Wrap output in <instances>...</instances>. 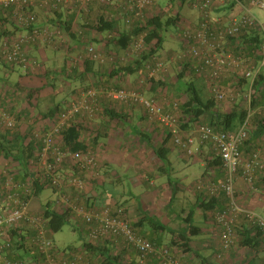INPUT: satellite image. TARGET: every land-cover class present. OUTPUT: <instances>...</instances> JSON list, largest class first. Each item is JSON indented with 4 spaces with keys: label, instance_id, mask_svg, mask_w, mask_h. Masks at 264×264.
I'll use <instances>...</instances> for the list:
<instances>
[{
    "label": "built area",
    "instance_id": "obj_1",
    "mask_svg": "<svg viewBox=\"0 0 264 264\" xmlns=\"http://www.w3.org/2000/svg\"><path fill=\"white\" fill-rule=\"evenodd\" d=\"M192 6L199 12V21L187 24L180 18L177 23L182 50L167 58L160 53L148 58L151 52L146 44L149 29L140 32L121 57L106 54L104 48L119 37L123 28L134 30L164 12L158 0H0V14L24 29L14 35L0 31V61L12 67H23L31 73L43 72L46 67L30 54L32 49L42 45L65 49L68 54L78 49L79 54L73 51L74 55H69L75 69H85L88 62L103 65L148 58L137 71L133 87L84 89L72 97L52 121L35 123L33 116L30 120L24 119L15 104L19 96L18 91L14 92L16 88L0 86V131L22 133L28 143L35 144L29 174L22 172V176L26 175L25 181L19 178L20 170L15 164L0 156V264H100L80 248L58 249L47 226L49 220L44 206L41 211L34 209V202L39 199L35 195L38 183L55 193L56 197L47 201L52 211L73 215L75 228L86 232L85 242L95 246L110 242L116 253L121 250L135 253L137 264H184L171 247L154 244L137 234L126 208L118 201H96L92 196L95 186L103 180L94 148L98 134L94 124L103 112L105 101L119 103L128 111L142 108L148 121L167 128L174 143L187 155L196 154L192 149L195 137L183 136L184 117L165 110L160 102L144 92L152 80L159 82L167 75L170 63L178 64L180 72L188 65L190 71L206 81L216 102L243 101L248 107L245 121L235 131L219 130L210 124H199L196 130L198 141L210 146L225 170L219 184L200 180L193 185L197 191L208 190L212 198L222 193L229 200L227 209L211 214L220 230L221 244L216 258L225 261L238 248L240 216H245L248 226L261 231L264 239V217L241 204L235 193L238 175L250 190H256L255 179L264 171L258 151L246 160L241 151L250 136L252 117L264 110L256 111L251 106L254 97H260L256 81L264 73V22L253 9L264 12V0H198L192 2ZM221 7L227 8L231 17L219 15L216 11ZM32 8L92 14L116 26L102 35L92 31L82 45L72 46L70 37L61 29L35 26V14L28 12ZM78 28L75 27V31L83 35V26ZM252 32L260 35L258 50L255 46L250 48V43L242 39L243 34ZM90 35L100 44L91 43ZM242 80L246 81L245 88L240 87ZM228 82L233 83L232 88L226 86ZM72 124L86 128L79 140L84 145L82 150H72L63 142V134ZM23 252L30 254L22 255ZM127 261L131 262L132 258L127 256Z\"/></svg>",
    "mask_w": 264,
    "mask_h": 264
},
{
    "label": "crops",
    "instance_id": "obj_2",
    "mask_svg": "<svg viewBox=\"0 0 264 264\" xmlns=\"http://www.w3.org/2000/svg\"><path fill=\"white\" fill-rule=\"evenodd\" d=\"M36 11L42 12L44 10L38 8ZM216 12L223 17H231L230 15L232 14L228 13V9L223 7L219 8ZM46 14L48 15V13ZM48 20L49 18L46 21ZM38 25L44 26L40 24V21ZM83 25L84 24H82V26ZM80 26L81 24L79 23L74 27L78 28ZM78 34L80 35L79 32ZM76 41L77 42H75V40L71 41L72 46H78L82 41L84 42L85 39L80 35V38L76 39ZM111 47L106 46L104 48L106 54L113 53L117 54L119 57L124 54V51L119 50L117 46H114V51ZM48 48L56 52L59 51L49 45H42L32 49L30 54L37 57V54L43 53L41 50L46 54V49ZM137 60L139 59H132L131 61L126 60L123 62L119 60L118 64L107 62L101 65L95 63L92 72L86 69H83V71L76 69L75 72L71 71L70 73L72 76L74 73L84 76H80V83L83 87L130 88L134 86V82L138 76L137 71L144 63L138 65L139 67L133 75H129V72H124L122 66L128 67L129 64L135 66ZM119 68H121V70H119ZM21 69L25 71L24 76L26 77L34 74L29 71L28 73L24 68ZM58 69L60 68H50V70L55 72H59ZM181 72L178 64H168L167 75L163 76L161 81L151 83L149 86L145 87V95L155 98L161 103L165 110L180 114L179 109L183 96L181 95V91L183 90H179L178 85H176L175 94L171 86L178 84V76ZM190 76L194 78L189 74L184 80L188 79L189 82H194L193 86H195V82L199 78L193 80ZM189 78L192 80L190 81ZM232 85L233 83L231 82L226 83L228 88H232ZM34 87L37 88V86ZM40 98H42V93L40 94ZM259 102L264 103V96L259 99ZM38 103L39 100L37 104ZM26 105L27 104L21 107L23 111L22 116H24V119L27 118L30 120L32 115L26 111L28 108ZM102 108L103 112L94 124V130L98 133L97 138L94 140V148L98 153L103 179L95 186L92 193L96 201L115 200L120 203L118 197L122 195V192L118 190V185L123 186L127 181L132 187V189L129 188V196L136 199L137 196L133 194V188L137 189V187L142 185V183L144 184V182L154 187V182L150 181V177L157 176L159 172L162 175H166L168 170L163 168V162H166L169 170L172 171H175L177 168L182 170L184 168L185 178L182 181L190 183L188 187L179 186L177 182L174 183L171 179H169L167 183L162 182L160 187L155 188L154 191H148L149 186H147L143 194V203L145 206L148 204H160L162 209L165 210L178 198V193L182 192L183 196L186 197L187 194H189L194 199L192 210H182L180 215L167 211L162 215L163 221L165 222H152L149 226V216L146 212H142V208L134 209L131 206H124L131 222L140 228L139 231H141L142 235L146 234V238H148L149 235L154 237L153 243L166 247H173L177 258L184 264H264L263 250L255 251V249L250 248L238 247L230 253L229 259L225 261L216 258V253L219 252L221 244L220 230L211 214L216 211L227 209L229 200L222 193L212 198L208 190L197 191L193 188V185L200 180H204L208 184H219L223 181L225 176L224 167L217 163L216 160L218 158L215 156L210 146L208 144H201L198 141L196 130L199 124H190L188 128L185 127L183 130L184 138L195 137L196 154L189 156L181 147L174 143L172 138H170V132L167 128L161 126L159 123H150L148 121V116L147 114L145 115L142 108L136 107L128 111L125 106L119 103L109 104L106 101L102 103ZM233 109V104L222 103L220 112L227 113L233 111ZM258 109H264V106H257L254 110L257 111ZM210 119L211 115H208L205 119L207 121L206 123H210ZM132 137H134L133 141L137 140V142L133 144L140 142L141 146L132 147L130 144H127L130 140L132 141ZM141 149L143 153L140 155ZM241 151L245 160L258 151L260 159L264 162V130H259L254 120L251 124L249 139L241 146ZM157 152L161 154L164 161L159 158ZM143 175H146V178H144ZM238 176L235 186V193L238 201L264 217V171L260 172L255 179L254 186L256 190H250L245 185L244 179L240 175ZM138 177H140V179ZM182 187L183 189L181 190ZM123 193H125V191ZM166 224L169 226L175 225V228L172 229V227H169L168 229L170 236H166L165 234ZM244 228H248V222L245 216H240L237 220V232L239 234L243 233ZM184 235L187 239L188 252L183 251L185 249L183 248L184 246L181 248L183 244L181 237Z\"/></svg>",
    "mask_w": 264,
    "mask_h": 264
},
{
    "label": "trees",
    "instance_id": "obj_3",
    "mask_svg": "<svg viewBox=\"0 0 264 264\" xmlns=\"http://www.w3.org/2000/svg\"><path fill=\"white\" fill-rule=\"evenodd\" d=\"M172 1L175 0H170V2ZM181 1L184 3L187 0H181ZM36 9L38 8H32L28 11L35 14L36 17V22L34 24L35 26L46 27L53 30L61 29L64 34L68 35L70 39L75 40V42H77L76 39L80 38V35L78 34V32L75 31L74 26L75 25L77 26V24L79 23L82 26V24H84L86 21H89L87 24L83 25L84 34L82 35V37L84 39L87 37V34H90L92 31H96L98 34L102 35L116 26V24L105 22L103 17L101 16H99V18L94 17L92 14L78 15L75 12H68L63 10L47 11L45 9H43L44 11L40 12V11H36ZM45 12L48 13L49 20L48 21L45 20L43 21V23L40 22V24L44 26H39L38 25L39 19L43 17V14H46ZM165 12L166 11L161 12L159 15L152 17L147 24L145 23L141 27H136L134 28V30L127 31L125 28H123V30L119 34V37L107 43V46L108 47L117 46L119 50L125 51L130 47L132 40L136 38L140 32L149 29V34L146 39V44L148 48H151L150 49L151 52L148 58L154 54L160 53L159 51L163 47V43L165 42L166 39L165 38L166 32L171 27H177V23L180 20L179 15L168 16ZM0 31L1 34L14 35L16 33L24 32V29L20 28L18 25L14 23L9 22L8 16L3 17L2 14H0ZM242 39L247 40L246 42L250 43V48L255 46V49L257 50L259 49L260 35L258 34V32H252L251 34L248 33L243 34ZM79 43H80V39H79ZM82 43L83 41L79 45H82ZM66 54L67 55L65 57L64 67L62 69L61 68L58 69L59 72H55L53 70L49 71L48 69L47 71L44 70L43 72L42 71L36 72L33 75L27 76L30 78L36 77L39 79H44L42 85L38 86L37 88L28 87L20 83L19 81L20 78L24 77V74L22 75L20 71V69L23 67H12L11 65L6 64L4 61H0V72H2L3 74L0 75V86L5 84L7 85L8 89H10L11 87H14L13 89L16 88L14 92L18 91V95L21 97V100L20 98L15 99L16 106L19 108L20 106L22 107L23 105L27 104L26 107L28 106V108L26 111H28V113H30L33 116V118L35 119L34 120L35 123L40 121L43 122L52 121L64 108L62 107L61 104H58L55 107L48 108V110L45 113H39V114L37 113L38 115L32 114L31 111L35 110L37 102L40 98V94L42 93L43 90H45L47 87L50 86L49 85L50 80H53L54 82V79L60 77L61 75L66 76V78L79 79V81H80V76L84 77L82 74H78V73H74L73 76L71 75L70 72L71 71L75 72L76 69L72 68L69 55L73 56L74 52L70 51L69 54L67 52ZM34 58L38 60L37 57ZM145 58L148 59L147 57H143L142 59L137 60L135 66L131 64H129L128 66L129 68L122 66L123 68L122 70H124V72H129L128 73L129 75H133L138 69L139 67L138 65H140V63L141 65L144 63ZM42 65H44V63H42ZM94 65L95 63L88 62L86 64L85 69L87 71L92 72ZM119 70H121V68H119ZM16 74L19 76V78L13 80L12 76L15 77ZM189 74L192 75L194 78H199L192 71H190L188 65H186L185 67H183V71L178 76L179 81L184 80V78ZM155 82L157 81L152 80V83ZM245 84H246L245 80L240 81L241 88H245ZM193 85L194 82H187V89L183 90L184 95H186L187 97L184 101H182L179 109L180 114L184 117L183 119H185L186 121V123L184 124L182 123L183 130L185 127L188 128L190 124H210L219 130L235 131L237 130L238 127H240L243 124V122L245 121L248 115V107L245 102L239 101L237 103H234L233 111L227 113L220 112L222 103L216 102L212 98V96L209 98L204 97V95H202V93L199 92L198 87L196 85L195 86ZM50 87H52L53 90L56 89V85L54 83L51 84ZM84 89H87V87L74 88L72 93L73 92L75 93L70 95V99L68 100V102L71 101L72 97H74L76 94H78ZM256 91L259 92L260 97L259 98H256V96L254 97V100L251 105L252 108L254 109L257 106H264L263 102H259V99H261V97L263 98L264 96L263 95L264 73L260 75L259 79L256 81ZM20 109L22 108H19L18 110ZM22 112L23 111H21L20 113ZM208 115H211L210 123H206L207 121L205 120ZM251 120L252 121L254 120V123L259 130H264V110L260 114L256 113ZM85 129L86 128L82 125L72 124L69 127V129L63 134L62 139L65 145H68L70 149L75 151L84 149L83 143H81L79 140L81 139L82 133L85 131ZM169 135L170 138H172L171 134ZM34 145H35L34 143L33 144L28 143L26 141V136H24L22 133L10 134L7 131H0V156H4V158L7 159L11 165L15 164V168L20 170L19 178L22 179L23 181H25L26 175H28L30 171L29 161L32 158L33 154L35 153ZM157 155L159 156L160 159L164 161L163 157L159 152H157ZM216 161L217 163L222 165V161L219 158ZM22 172H24L26 175L22 176ZM36 186H37V190L35 192V195L36 198H40L44 193V191L46 190V188L43 187V185H40L39 183L36 184ZM44 210H45V217L46 219L49 220L47 226L52 237L53 235L61 232L63 228L73 218L72 217L73 215H71L70 213L60 214L55 211H52L50 208V202H47L44 205ZM133 226L135 228V232L137 234H141V231H139L140 228L136 226V224H133ZM75 230L78 229L75 228ZM243 230H244L243 233L241 234L238 233L240 236L238 247L255 249V251L263 250L264 239L261 231H259L256 227L253 228L252 226H248L247 229L244 228ZM143 236L146 238V234H144ZM146 239H148L152 243L154 242L149 238ZM181 240L183 242L181 248L184 246L183 248L185 249L183 251L188 252L189 249L187 248L186 236L184 235L183 237H181ZM80 249H82L88 257H90L95 261H98L100 264H137L135 253H127L124 252L123 250L116 253L113 250L112 244L110 242L99 244L96 246L84 242L83 246ZM173 249L174 248L172 247L171 250ZM21 254L22 255L30 254V252L29 253L23 252ZM127 256H130L132 258L131 262L127 261Z\"/></svg>",
    "mask_w": 264,
    "mask_h": 264
},
{
    "label": "rangeland",
    "instance_id": "obj_4",
    "mask_svg": "<svg viewBox=\"0 0 264 264\" xmlns=\"http://www.w3.org/2000/svg\"><path fill=\"white\" fill-rule=\"evenodd\" d=\"M160 5L162 6L163 10H165L166 14L168 16H177L179 15L181 19H183L187 24H196L199 21V12L197 10H195L192 6V2L194 1H198V0H187L186 2H182L181 0H175L170 2V0H158ZM254 14L259 17V19L261 21L264 22V12L260 11L258 9H253ZM48 15L47 14H43V17L39 19L40 22L43 23V21L48 19ZM89 35V34H87ZM180 28L177 27H171L165 35V42L163 43V47L160 49V55L162 57H168L170 56L172 53L174 52H180L182 50V42L180 40ZM90 38L88 39L91 43H96V44H100L99 41L97 40V38H93V36H89ZM72 41V39H70ZM72 45V43H71ZM111 49L114 51V46L111 47ZM43 53L42 54H37V58L38 61H40L41 63H44V66L46 67L45 71H47L51 67H57V68H63L64 67V63H65V57H66V52L65 49H61L58 52L52 50L51 48L46 49V54L44 53L43 50H41ZM71 51H74L76 54H79V50L78 49H72ZM117 52V50H116ZM71 54V53H70ZM120 55V54H118ZM50 67V68H49ZM80 69L81 71H83V67L81 68H77ZM4 70V69H3ZM21 74H24V70L20 69ZM173 71V70H172ZM31 73V72H30ZM174 73V72H173ZM0 75H3L2 72H0ZM54 76V73H53ZM191 77V76H190ZM17 78H19V76L16 74V76H12L13 80H16ZM192 78V77H191ZM190 79V78H189ZM193 80H195L196 78H192ZM190 79V81L192 80ZM50 80V79H49ZM20 83L22 85L28 86V87H32V88H36L34 86H40L42 85V82H44V79H39V78H27L26 76L20 78ZM187 82H189V80H182L179 81L178 84H174L171 86L172 90L174 91V93L176 94V88L178 85L179 90H186L187 89ZM50 86L51 84H55L56 85V89L53 90L52 87H47L43 92H42V98H39V103L36 105V109L31 111L32 114H36L37 113H45L47 111L48 108H52L55 107L58 104H61L62 107H64L68 100L70 99V95L74 94L75 92L72 93V91L74 90V88L77 87H83L79 81V79H72V78H66V76L61 75L60 77H57L53 80H50L49 82ZM34 85V86H33ZM195 85L198 87L199 92L202 93V95H204V97L209 98L211 97V93L209 91V88L207 87V83L203 78H199L196 80ZM7 87V85H4ZM12 86V85H11ZM8 88V87H7ZM14 88V87H11ZM181 95H184L183 91H181ZM12 97H14V95H12ZM18 98L21 97L17 96ZM186 95L182 96V101H184L186 99ZM19 102V101H18ZM20 104V103H19ZM21 108V106L19 107ZM22 111V109H20ZM28 112V111H27ZM30 116V115H29ZM131 138V137H130ZM132 137V141L130 140L127 144H130L132 147H139L141 146V143H136L133 144L136 141H133ZM196 148V144L194 143V145L192 146V149L195 151ZM143 153V150L141 149L140 151V155ZM164 166L163 168L167 169L168 172L166 173V175H162L160 174V172L157 174V176H152L150 177V181L154 182V187L150 184H146V182H144V184L142 183V185H139V187H137V189L133 188V194L135 196H137L136 199H133L129 196V188L132 189L131 185H129V182L127 181L123 186L122 185H118V190L120 192H122L121 196H117L118 200L120 201V203L123 204V206H131L134 209L137 208H142V212H146V214H148V225L150 226L152 222H165L163 221V217L162 215L165 214L167 211H169V213H173V214H177L180 215L182 213V210L185 211H191L192 210V206L194 204V199L187 194V196H183L182 192L178 193V198L176 200H174L171 205L169 206V208L163 210L162 206L160 204L158 205H144L143 203V194L146 191V187L149 186L148 191H154L155 188H159L160 185L162 184V182H168L169 179H171L174 183L177 182L182 186L188 187L190 185V183L185 181H182L185 178V173H184V168L183 170L180 168H177L175 171L169 170V167L167 166L168 164L166 162H163ZM202 173V172H201ZM144 178H146V175H143ZM140 179V177H138ZM183 182V183H182ZM182 183V184H181ZM183 189V187L181 188V190ZM125 191V193H123ZM56 195L53 192V190L51 189H46L44 191V193L42 194V196L39 199L35 200V210H39L41 211L43 209L44 204L47 203V201H49L50 199L55 198ZM75 226H76V220L75 218H72L71 221L63 228V230L55 235H53V242L55 243V245H57L58 249L60 250H67V251H71L75 248L79 249L83 246L84 242L87 241V236H86V232H82L80 230H75ZM148 226V227H149ZM166 226V236H170V233L168 231L169 227L175 228V225H165ZM150 236V237H149ZM148 238L150 240H153L154 237H152L151 235H149Z\"/></svg>",
    "mask_w": 264,
    "mask_h": 264
}]
</instances>
